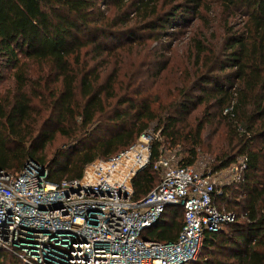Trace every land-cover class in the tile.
Wrapping results in <instances>:
<instances>
[{"label": "trees", "instance_id": "16d2710c", "mask_svg": "<svg viewBox=\"0 0 264 264\" xmlns=\"http://www.w3.org/2000/svg\"><path fill=\"white\" fill-rule=\"evenodd\" d=\"M210 1L0 0V168L33 160L59 184L148 134L138 200L158 185L165 151L178 149L183 167L207 152L211 172L242 158L240 179L214 196L234 221L205 232L184 264H264V0H215L218 12ZM212 126L220 140L205 145ZM183 221L166 206L141 237L174 242ZM0 264L24 263L0 250Z\"/></svg>", "mask_w": 264, "mask_h": 264}, {"label": "built area", "instance_id": "2783aa9c", "mask_svg": "<svg viewBox=\"0 0 264 264\" xmlns=\"http://www.w3.org/2000/svg\"><path fill=\"white\" fill-rule=\"evenodd\" d=\"M151 136L109 159L88 163L78 178L47 182L46 169L29 160L16 173L0 168V250L24 264H184L194 259L203 234L235 219L214 205L217 189L238 181L244 160L231 180L193 165L183 167L175 150L153 165L159 183L133 199V178L151 158ZM169 205H181L184 221L174 242L143 239L142 232Z\"/></svg>", "mask_w": 264, "mask_h": 264}, {"label": "rangeland", "instance_id": "374dc122", "mask_svg": "<svg viewBox=\"0 0 264 264\" xmlns=\"http://www.w3.org/2000/svg\"><path fill=\"white\" fill-rule=\"evenodd\" d=\"M216 5L217 4H216L215 0H211L210 3H209V6L212 9L216 8V12H218L219 11L218 8H220V7L219 6H216ZM221 19H223L222 21L224 22L226 18L225 17H221ZM238 20H239L238 18H235V19H233L231 17H228L227 18V21H228L229 24L235 23ZM32 69L33 70H36V66H32ZM33 70H32L31 73L34 72ZM45 71L46 70H44V72ZM3 72H4V77L9 79V80H6L3 85H8L9 82H11V76L13 74V70L10 69V68H7ZM33 76H37V73H33ZM53 128L54 127L52 125L49 126V130H52ZM219 135H220V130H217L215 126H212V127L208 128L205 131V133H204V144L205 145L215 144L217 141L220 140V136ZM61 142H62V138H60L59 135H57L56 140L54 142H52L50 145L47 146V153L46 154H47L48 158H51L52 157V155L56 151V148L60 145ZM175 153H176L177 158L180 160L182 155L179 153L178 149L175 150ZM212 158L213 157L210 156L207 152H205L204 154H200L199 157H198V159H197V162L195 163V166H197L201 170H204L205 169V172L207 171L206 170L207 168H208V171H210L211 170L210 167L213 165ZM233 167H234V165L231 166L229 169L223 170L218 175L219 176V179H222V180H231V178L234 176L233 171H232V168ZM177 206L182 207L181 205H177ZM179 213H180V211H179ZM181 214L182 213H180L181 220H182V215ZM197 256L194 259H196Z\"/></svg>", "mask_w": 264, "mask_h": 264}]
</instances>
